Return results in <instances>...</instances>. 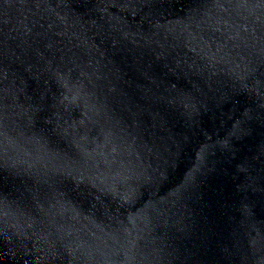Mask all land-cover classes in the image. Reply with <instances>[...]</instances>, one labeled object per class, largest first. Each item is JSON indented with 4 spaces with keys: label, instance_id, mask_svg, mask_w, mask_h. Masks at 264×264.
I'll use <instances>...</instances> for the list:
<instances>
[{
    "label": "water",
    "instance_id": "obj_1",
    "mask_svg": "<svg viewBox=\"0 0 264 264\" xmlns=\"http://www.w3.org/2000/svg\"><path fill=\"white\" fill-rule=\"evenodd\" d=\"M0 264H264V0H0Z\"/></svg>",
    "mask_w": 264,
    "mask_h": 264
}]
</instances>
